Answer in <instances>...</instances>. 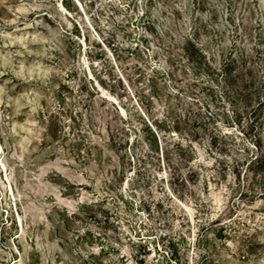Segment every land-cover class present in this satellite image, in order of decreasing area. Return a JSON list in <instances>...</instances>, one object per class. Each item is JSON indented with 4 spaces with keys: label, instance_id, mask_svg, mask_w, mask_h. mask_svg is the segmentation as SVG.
I'll return each instance as SVG.
<instances>
[{
    "label": "rangeland",
    "instance_id": "374dc122",
    "mask_svg": "<svg viewBox=\"0 0 264 264\" xmlns=\"http://www.w3.org/2000/svg\"><path fill=\"white\" fill-rule=\"evenodd\" d=\"M0 264H264V0H0Z\"/></svg>",
    "mask_w": 264,
    "mask_h": 264
},
{
    "label": "trees",
    "instance_id": "16d2710c",
    "mask_svg": "<svg viewBox=\"0 0 264 264\" xmlns=\"http://www.w3.org/2000/svg\"><path fill=\"white\" fill-rule=\"evenodd\" d=\"M261 161V160H260Z\"/></svg>",
    "mask_w": 264,
    "mask_h": 264
}]
</instances>
